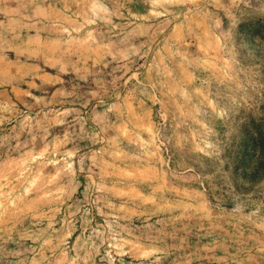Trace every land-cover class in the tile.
Returning <instances> with one entry per match:
<instances>
[{"label":"rangeland","instance_id":"1","mask_svg":"<svg viewBox=\"0 0 264 264\" xmlns=\"http://www.w3.org/2000/svg\"><path fill=\"white\" fill-rule=\"evenodd\" d=\"M252 135L264 0H0V264H264Z\"/></svg>","mask_w":264,"mask_h":264},{"label":"trees","instance_id":"2","mask_svg":"<svg viewBox=\"0 0 264 264\" xmlns=\"http://www.w3.org/2000/svg\"><path fill=\"white\" fill-rule=\"evenodd\" d=\"M246 144L247 145L244 147L242 163L245 165L249 164L253 158L259 157L260 164L264 165V142L258 137L252 135L249 137ZM262 169L263 173L260 176L264 177V168Z\"/></svg>","mask_w":264,"mask_h":264}]
</instances>
